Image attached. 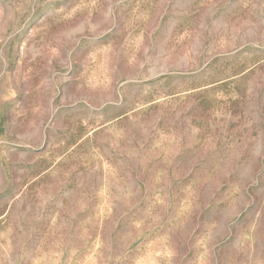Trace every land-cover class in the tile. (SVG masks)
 Returning a JSON list of instances; mask_svg holds the SVG:
<instances>
[{
  "label": "rangeland",
  "instance_id": "1",
  "mask_svg": "<svg viewBox=\"0 0 264 264\" xmlns=\"http://www.w3.org/2000/svg\"><path fill=\"white\" fill-rule=\"evenodd\" d=\"M82 98L134 118L17 192ZM0 264H264V0H0Z\"/></svg>",
  "mask_w": 264,
  "mask_h": 264
},
{
  "label": "crops",
  "instance_id": "2",
  "mask_svg": "<svg viewBox=\"0 0 264 264\" xmlns=\"http://www.w3.org/2000/svg\"><path fill=\"white\" fill-rule=\"evenodd\" d=\"M77 101L85 105L86 110L87 107L91 109L95 115L87 114V117H95L97 121H90L89 127L85 130L81 138L69 141L64 147L54 152L44 147L46 141L42 130L41 139L38 137L35 142L29 143L26 146L29 150V158L26 160L22 158V161L25 163L23 167L26 169L23 168L21 172V179L19 181L22 187L20 186L17 192L23 193L33 185L40 187L49 184L51 179L55 180V178L61 176L62 170L77 159L79 154L92 148L95 142H97V138L101 139L102 146H104L105 142L103 138L118 134L119 130L124 126L123 123L134 118L132 111L126 112L123 108H118L115 105L107 106L103 104H94L90 98H82ZM75 104V102L68 100L63 106L69 108L73 107ZM31 105L32 111L38 116L40 114L39 111L42 109V107H40L41 103L36 102ZM43 127L44 125L41 126L42 129ZM44 191L49 192L48 189ZM52 191H54V189ZM15 196V198L18 197L17 194ZM9 199L13 201L14 196L10 195Z\"/></svg>",
  "mask_w": 264,
  "mask_h": 264
}]
</instances>
